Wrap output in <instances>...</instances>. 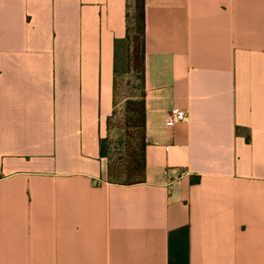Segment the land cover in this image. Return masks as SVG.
<instances>
[{
    "label": "crops",
    "instance_id": "1",
    "mask_svg": "<svg viewBox=\"0 0 264 264\" xmlns=\"http://www.w3.org/2000/svg\"><path fill=\"white\" fill-rule=\"evenodd\" d=\"M125 0H0V264H264V0H145V181H106ZM176 107L186 122L168 123Z\"/></svg>",
    "mask_w": 264,
    "mask_h": 264
},
{
    "label": "trees",
    "instance_id": "2",
    "mask_svg": "<svg viewBox=\"0 0 264 264\" xmlns=\"http://www.w3.org/2000/svg\"><path fill=\"white\" fill-rule=\"evenodd\" d=\"M124 23V36L114 42L112 108L98 145L106 159V181L132 185L145 181L146 170L145 0H125ZM127 74L131 78L123 79ZM167 264H189L187 225L168 232Z\"/></svg>",
    "mask_w": 264,
    "mask_h": 264
},
{
    "label": "built area",
    "instance_id": "3",
    "mask_svg": "<svg viewBox=\"0 0 264 264\" xmlns=\"http://www.w3.org/2000/svg\"><path fill=\"white\" fill-rule=\"evenodd\" d=\"M188 114L185 110L173 107L169 111L168 123L173 124L176 122H186Z\"/></svg>",
    "mask_w": 264,
    "mask_h": 264
},
{
    "label": "rangeland",
    "instance_id": "4",
    "mask_svg": "<svg viewBox=\"0 0 264 264\" xmlns=\"http://www.w3.org/2000/svg\"><path fill=\"white\" fill-rule=\"evenodd\" d=\"M125 78V80H127V79H130L131 77L127 74V75H124L123 76V79ZM131 82V81H130ZM110 134H111V136L113 137V138H115L116 137V135H117V131L115 130V129H112L111 130V132H110Z\"/></svg>",
    "mask_w": 264,
    "mask_h": 264
}]
</instances>
